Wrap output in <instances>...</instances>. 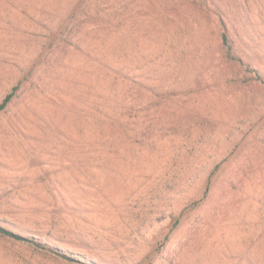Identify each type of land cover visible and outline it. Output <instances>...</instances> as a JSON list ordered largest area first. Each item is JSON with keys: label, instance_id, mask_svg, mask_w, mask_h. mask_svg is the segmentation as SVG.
I'll use <instances>...</instances> for the list:
<instances>
[{"label": "rangeland", "instance_id": "1", "mask_svg": "<svg viewBox=\"0 0 264 264\" xmlns=\"http://www.w3.org/2000/svg\"><path fill=\"white\" fill-rule=\"evenodd\" d=\"M199 2L0 0V264H264V0Z\"/></svg>", "mask_w": 264, "mask_h": 264}, {"label": "trees", "instance_id": "2", "mask_svg": "<svg viewBox=\"0 0 264 264\" xmlns=\"http://www.w3.org/2000/svg\"><path fill=\"white\" fill-rule=\"evenodd\" d=\"M202 3L203 4L205 3L204 0H200L199 4L202 5ZM209 6L210 5L207 2L204 4L205 8H210ZM222 17H223V15L221 16V18ZM222 20H223V18H222ZM222 39H223V46H224V48H226V53L229 54V55L230 54L232 55V52H233V49H234V44H233V42H230L226 25H224V27H223ZM12 96H13V92L8 93L5 96V98L3 99L2 106L6 105L11 100ZM0 232L2 234L13 236V237H21L19 234H17L16 232L11 230L7 226H3V225H0ZM58 250H60V249H58Z\"/></svg>", "mask_w": 264, "mask_h": 264}]
</instances>
